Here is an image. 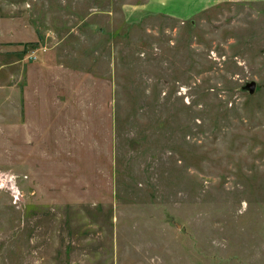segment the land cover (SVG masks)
Listing matches in <instances>:
<instances>
[{"label":"rangeland","instance_id":"obj_1","mask_svg":"<svg viewBox=\"0 0 264 264\" xmlns=\"http://www.w3.org/2000/svg\"><path fill=\"white\" fill-rule=\"evenodd\" d=\"M136 1L0 0V264H264V0Z\"/></svg>","mask_w":264,"mask_h":264},{"label":"crops","instance_id":"obj_2","mask_svg":"<svg viewBox=\"0 0 264 264\" xmlns=\"http://www.w3.org/2000/svg\"><path fill=\"white\" fill-rule=\"evenodd\" d=\"M226 0H145L136 1L131 5V10L149 13H163L181 19V10H202L210 5Z\"/></svg>","mask_w":264,"mask_h":264},{"label":"water","instance_id":"obj_3","mask_svg":"<svg viewBox=\"0 0 264 264\" xmlns=\"http://www.w3.org/2000/svg\"><path fill=\"white\" fill-rule=\"evenodd\" d=\"M246 87L249 89L250 92L253 93L256 87V82L250 81L249 83L246 84Z\"/></svg>","mask_w":264,"mask_h":264},{"label":"built area","instance_id":"obj_4","mask_svg":"<svg viewBox=\"0 0 264 264\" xmlns=\"http://www.w3.org/2000/svg\"><path fill=\"white\" fill-rule=\"evenodd\" d=\"M30 57H31V58H36L35 51H33V52L30 54Z\"/></svg>","mask_w":264,"mask_h":264}]
</instances>
